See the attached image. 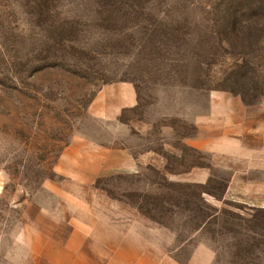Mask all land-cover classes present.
<instances>
[{
    "label": "rangeland",
    "instance_id": "rangeland-1",
    "mask_svg": "<svg viewBox=\"0 0 264 264\" xmlns=\"http://www.w3.org/2000/svg\"><path fill=\"white\" fill-rule=\"evenodd\" d=\"M222 93L264 98V0H0V264L54 259L72 220L264 264V207L192 144Z\"/></svg>",
    "mask_w": 264,
    "mask_h": 264
},
{
    "label": "crops",
    "instance_id": "crops-1",
    "mask_svg": "<svg viewBox=\"0 0 264 264\" xmlns=\"http://www.w3.org/2000/svg\"><path fill=\"white\" fill-rule=\"evenodd\" d=\"M215 103L207 119L200 120L201 137L192 144L211 153L216 164L229 172L226 196L264 207V98L253 105L222 93ZM203 122L210 128L205 129ZM71 224L77 236L68 237L45 264H171L136 230L121 229L107 220Z\"/></svg>",
    "mask_w": 264,
    "mask_h": 264
}]
</instances>
